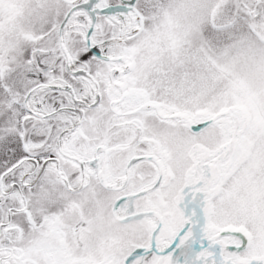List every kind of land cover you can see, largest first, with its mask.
<instances>
[{
    "label": "snow or ice",
    "instance_id": "1",
    "mask_svg": "<svg viewBox=\"0 0 264 264\" xmlns=\"http://www.w3.org/2000/svg\"><path fill=\"white\" fill-rule=\"evenodd\" d=\"M0 264H264V0H0Z\"/></svg>",
    "mask_w": 264,
    "mask_h": 264
}]
</instances>
